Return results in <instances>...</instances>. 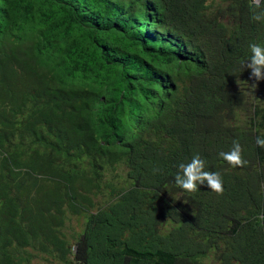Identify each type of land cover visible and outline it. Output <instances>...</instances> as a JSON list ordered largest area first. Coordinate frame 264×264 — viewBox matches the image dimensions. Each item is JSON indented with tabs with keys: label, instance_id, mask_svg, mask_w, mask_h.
Wrapping results in <instances>:
<instances>
[{
	"label": "trees",
	"instance_id": "16d2710c",
	"mask_svg": "<svg viewBox=\"0 0 264 264\" xmlns=\"http://www.w3.org/2000/svg\"><path fill=\"white\" fill-rule=\"evenodd\" d=\"M250 3L0 0V264H264ZM197 154L220 194L175 186Z\"/></svg>",
	"mask_w": 264,
	"mask_h": 264
},
{
	"label": "clouds",
	"instance_id": "9594fccd",
	"mask_svg": "<svg viewBox=\"0 0 264 264\" xmlns=\"http://www.w3.org/2000/svg\"><path fill=\"white\" fill-rule=\"evenodd\" d=\"M264 0H251L250 7L259 11L254 12V19L261 21L264 18ZM242 69H250V75L256 80L264 77V44L250 42L247 47L246 58L241 61ZM241 69V71H242ZM255 145L264 150V136L255 137ZM242 147L236 141H232L231 148L228 151L217 153L218 159L226 162L229 168L239 167L247 163L241 156ZM178 169L174 175V184L179 189L187 192H195L198 185L206 184L208 190L220 194L223 191V180L221 174L217 171L208 170L205 159L198 154L193 155L186 162L176 164Z\"/></svg>",
	"mask_w": 264,
	"mask_h": 264
},
{
	"label": "rangeland",
	"instance_id": "374dc122",
	"mask_svg": "<svg viewBox=\"0 0 264 264\" xmlns=\"http://www.w3.org/2000/svg\"><path fill=\"white\" fill-rule=\"evenodd\" d=\"M117 173L120 174L122 176V180H124V176H125V170H123V168H121L120 170H117ZM81 221V217L79 218ZM77 218H73L72 216H67L66 219V223H69V226H74L77 227L79 225V222H77ZM36 264H53L45 262V260L41 259L40 257L38 259L35 260ZM208 264V263H207Z\"/></svg>",
	"mask_w": 264,
	"mask_h": 264
}]
</instances>
